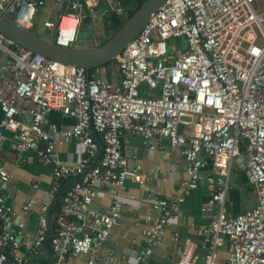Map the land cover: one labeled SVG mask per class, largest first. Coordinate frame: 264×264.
Masks as SVG:
<instances>
[{
  "label": "built area",
  "instance_id": "obj_1",
  "mask_svg": "<svg viewBox=\"0 0 264 264\" xmlns=\"http://www.w3.org/2000/svg\"><path fill=\"white\" fill-rule=\"evenodd\" d=\"M55 1L61 9L54 20L44 18V35L56 28L55 43L74 46L100 0ZM106 3L117 13L123 10L120 0ZM45 7L46 0H0V10L24 27L35 26ZM0 51V126L16 131L18 153H35L39 162L51 165L56 181L69 182L65 189L55 185L41 201L29 238L4 194L11 173L0 166V264H67L77 255L85 264H114L100 260L99 247L120 223L126 180L142 185L145 179L142 166L121 152L122 131L140 136L149 149L162 150L160 138H167L183 156L186 173L179 195L149 199L143 230L149 246L138 251L133 264L151 255L169 217L198 186L207 159L214 170L202 210L212 218L200 234L208 249L200 256L187 241L172 264H264V0H165L115 57L117 79L105 66L89 73L1 32ZM155 89L161 92L152 94ZM52 110L75 120L60 131L65 141L77 140L74 166L54 157L56 129L47 118ZM240 156L254 198L248 208L231 214L226 199L232 163ZM59 190L58 209L51 213ZM100 192L108 197L106 210L92 206ZM35 203L29 198L21 211Z\"/></svg>",
  "mask_w": 264,
  "mask_h": 264
},
{
  "label": "crops",
  "instance_id": "obj_2",
  "mask_svg": "<svg viewBox=\"0 0 264 264\" xmlns=\"http://www.w3.org/2000/svg\"><path fill=\"white\" fill-rule=\"evenodd\" d=\"M47 3L50 4L49 7H47ZM103 5L107 6L106 0ZM45 9L44 16L50 18L52 12L56 13L61 9V5L55 0H46ZM96 11L97 13L92 16L103 19L104 11L100 2ZM82 41L83 44L79 46L80 48L90 46L88 41ZM105 69L110 76L117 79L115 63L108 67L105 66ZM152 94L155 93L152 92ZM22 115L25 116V112ZM22 115L19 116V119L23 118ZM2 118L0 110V123ZM47 118L48 124L53 125L56 129L57 144L54 157L74 166L79 158L77 140L65 141L60 133L62 129L74 124V118L58 110L50 111ZM15 134L16 131L0 126V166H4L12 176L9 188L4 191V194L7 201L13 205L15 214L25 222L23 235L30 238L33 237L37 228L41 201L49 196L55 185L65 189L69 182L56 181L52 176L51 165L39 162L35 153L31 151L18 153L14 145ZM120 139L122 154L128 157L132 164L137 162L142 166L145 179L142 185L130 179L126 180L124 207L120 223L112 228L110 235L100 245L98 254L101 261H109L114 264H133V258L138 251L149 246L148 240L143 235V230L148 227L144 221V215L149 205V199L161 197L171 200L179 195L182 190L181 182L186 176L185 161L180 153L172 149L167 138H160V142L163 144L162 150L149 149L142 142L140 136L126 131L121 132ZM154 139L158 140L157 137ZM213 170L211 160L207 159V164L200 170L198 186L185 196L179 209L169 217L161 237L152 246L151 255L140 264H172L182 256L181 251L187 241L195 244V253L200 256L206 253L208 244L200 231L209 225L212 214L202 210V207L210 197L208 177L213 174ZM29 198H34L36 203L28 212L23 213L21 207ZM253 198L244 168V158L240 156L232 163L226 211L231 214L240 213L252 204ZM108 204V197L105 193L100 192L93 200L92 206L99 210H106ZM136 218H139L137 223L135 222ZM175 234H177V240L174 238ZM220 251L224 257L225 247L220 248ZM66 263L85 264L82 255L71 256Z\"/></svg>",
  "mask_w": 264,
  "mask_h": 264
},
{
  "label": "water",
  "instance_id": "obj_3",
  "mask_svg": "<svg viewBox=\"0 0 264 264\" xmlns=\"http://www.w3.org/2000/svg\"><path fill=\"white\" fill-rule=\"evenodd\" d=\"M165 0H144L136 11L108 37H103L96 46L80 48L65 47L55 43L56 28L49 36L34 30V25L24 27L19 25L11 15L0 10V32L21 46L38 52L52 60L65 65L82 66L86 70L103 67L114 62L115 57L139 34L142 27L152 17ZM64 8H62L63 11ZM1 56V51H0ZM7 59H1L5 63ZM107 80V77L104 76ZM143 89L145 85L141 86ZM160 89L154 93L159 94Z\"/></svg>",
  "mask_w": 264,
  "mask_h": 264
},
{
  "label": "trees",
  "instance_id": "obj_4",
  "mask_svg": "<svg viewBox=\"0 0 264 264\" xmlns=\"http://www.w3.org/2000/svg\"><path fill=\"white\" fill-rule=\"evenodd\" d=\"M105 0H100V5L103 13V28H104V37H108L112 35L116 30L122 25V23L129 18L136 9L142 4L144 0H120L121 5L123 7V10L121 13H117L113 9H111L108 5H103ZM111 64L106 65L108 67ZM93 69L89 70V73H91ZM60 181L67 182L66 179H61ZM63 188V187H62ZM61 188V189H62ZM60 191L57 194V197L53 200L52 206H51V213H54L57 211L60 201ZM53 234L52 231L49 233V236Z\"/></svg>",
  "mask_w": 264,
  "mask_h": 264
},
{
  "label": "rangeland",
  "instance_id": "obj_5",
  "mask_svg": "<svg viewBox=\"0 0 264 264\" xmlns=\"http://www.w3.org/2000/svg\"><path fill=\"white\" fill-rule=\"evenodd\" d=\"M49 6H50V4L47 3V7H49ZM46 14L50 15V13H48V12H46ZM45 17H46V15L45 16L40 15L35 20L34 30L39 32L42 35H44V34L46 35V33H47L46 29L43 26V20ZM50 18L53 20L55 19V13L54 12L51 13ZM85 19L86 20L83 22L79 36H78L79 41L76 42V47H79L83 44L82 40L88 41L90 43V46H88V47L96 46L99 44L100 39L105 36L102 18L94 17V16H88ZM111 65H114V62L111 63Z\"/></svg>",
  "mask_w": 264,
  "mask_h": 264
}]
</instances>
